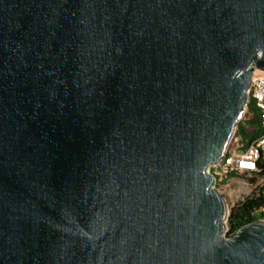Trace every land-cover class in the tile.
<instances>
[{
    "label": "water",
    "instance_id": "95a60500",
    "mask_svg": "<svg viewBox=\"0 0 264 264\" xmlns=\"http://www.w3.org/2000/svg\"><path fill=\"white\" fill-rule=\"evenodd\" d=\"M264 0H0V264H264L226 236V154Z\"/></svg>",
    "mask_w": 264,
    "mask_h": 264
},
{
    "label": "built area",
    "instance_id": "2783aa9c",
    "mask_svg": "<svg viewBox=\"0 0 264 264\" xmlns=\"http://www.w3.org/2000/svg\"><path fill=\"white\" fill-rule=\"evenodd\" d=\"M246 92L249 100H252L259 110L260 125L264 128V72L255 71L252 73ZM263 160L264 135L252 141L246 148L239 150L228 148L220 161L208 167V172L213 177L212 187L221 190L229 177L235 174L258 176L261 171L259 162Z\"/></svg>",
    "mask_w": 264,
    "mask_h": 264
},
{
    "label": "trees",
    "instance_id": "16d2710c",
    "mask_svg": "<svg viewBox=\"0 0 264 264\" xmlns=\"http://www.w3.org/2000/svg\"><path fill=\"white\" fill-rule=\"evenodd\" d=\"M264 135L260 125V113L252 100L248 101L243 119L236 126L235 136L239 137L246 148L252 141ZM260 173L264 178V160L259 162ZM264 180L261 187L255 189L248 197L234 205L226 220V236H232L241 227L256 220L264 219Z\"/></svg>",
    "mask_w": 264,
    "mask_h": 264
},
{
    "label": "rangeland",
    "instance_id": "374dc122",
    "mask_svg": "<svg viewBox=\"0 0 264 264\" xmlns=\"http://www.w3.org/2000/svg\"><path fill=\"white\" fill-rule=\"evenodd\" d=\"M243 119V117H242ZM244 143L239 137L234 136L229 148L242 149ZM264 178L260 176L235 174L229 177V180L221 187L220 193L226 198L229 209L238 202L248 197L255 189L259 188L263 183Z\"/></svg>",
    "mask_w": 264,
    "mask_h": 264
}]
</instances>
